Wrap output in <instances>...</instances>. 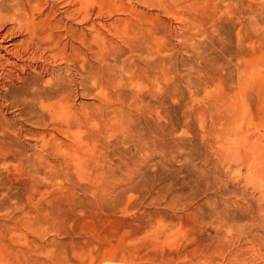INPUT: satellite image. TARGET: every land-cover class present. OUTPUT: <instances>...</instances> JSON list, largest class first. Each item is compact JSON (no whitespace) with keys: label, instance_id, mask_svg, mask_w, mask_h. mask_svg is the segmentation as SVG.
Segmentation results:
<instances>
[{"label":"rangeland","instance_id":"rangeland-1","mask_svg":"<svg viewBox=\"0 0 264 264\" xmlns=\"http://www.w3.org/2000/svg\"><path fill=\"white\" fill-rule=\"evenodd\" d=\"M48 1L67 64L0 81V264H264L261 2Z\"/></svg>","mask_w":264,"mask_h":264},{"label":"bare ground","instance_id":"bare-ground-1","mask_svg":"<svg viewBox=\"0 0 264 264\" xmlns=\"http://www.w3.org/2000/svg\"><path fill=\"white\" fill-rule=\"evenodd\" d=\"M51 1V0H50ZM59 1V3H66L64 0H55ZM66 1V0H65ZM96 0H70L66 5V10L64 15H66V19L68 21H74L77 19H83L82 21L86 22L84 19L87 18L88 14L91 12L89 11V5L91 2ZM126 1V0H125ZM131 1V0H130ZM166 3V10L163 12H167V14L172 15L175 17L178 13V9L184 7L186 9L195 8L194 3H202L208 0H163ZM240 4V8L236 10V14L239 16L245 15L244 6L246 2H261V6L259 8H255V13H259L261 16V23L264 24V0H236ZM162 0L160 1V3ZM189 2L191 4H189ZM44 0H0V81H3L4 84H14V83H21L25 84L34 77L40 78L43 76H48L52 80L55 77H58L60 70H54L56 64L58 65H65L67 64L66 54L63 56H59L55 54L58 50L61 43L57 41L58 36H60L61 32L57 31L58 29L62 28V23L56 20L52 21L53 16H55L53 5H50V2L46 3L48 6L44 8ZM150 3V2H149ZM114 4V3H113ZM147 4V3H146ZM159 4V3H158ZM210 4V3H207ZM213 4V3H212ZM252 4V3H251ZM256 4V3H255ZM259 4V3H258ZM64 6L65 4H61ZM198 5V4H197ZM211 5V4H210ZM209 5V6H210ZM225 5V4H224ZM145 6V5H144ZM196 6V5H195ZM200 6V5H199ZM205 6V5H204ZM203 6V7H204ZM235 6V5H234ZM65 7V6H64ZM121 7V6H120ZM202 7V8H203ZM222 7V6H221ZM250 7V6H248ZM61 8V7H60ZM105 8V7H104ZM119 8V7H118ZM161 8V7H160ZM198 8V7H197ZM206 8V7H205ZM208 8V5H207ZM216 8V4L215 7ZM227 8V7H226ZM246 8V7H245ZM58 9V8H57ZM201 9V8H199ZM210 9V8H209ZM228 9V8H227ZM249 9V8H248ZM61 10V9H60ZM59 10V11H60ZM131 10V9H130ZM163 10V9H162ZM196 10V8H195ZM198 10V9H197ZM203 10H205L203 8ZM212 10V9H211ZM218 10V9H217ZM229 10V9H228ZM250 10V9H249ZM56 11V10H55ZM194 11V10H193ZM214 11V10H212ZM211 11V12H212ZM216 11V10H215ZM226 11V10H225ZM198 12V11H197ZM206 12V11H205ZM227 12V11H226ZM251 11V13H254ZM96 13V12H95ZM200 13V12H199ZM58 14V13H57ZM62 14V13H61ZM97 14V13H96ZM94 14V15H96ZM129 14V13H128ZM182 14V13H180ZM201 14V13H200ZM208 14V12H207ZM221 14V13H220ZM223 15L226 13H222ZM228 14V13H227ZM60 15V14H59ZM102 14H100L101 16ZM132 15V14H131ZM224 15V16H225ZM229 15V14H228ZM256 16V14H253ZM61 16V15H60ZM99 16V15H98ZM103 16V15H102ZM101 16V18H102ZM208 16V15H207ZM126 17V16H125ZM171 18V16H169ZM209 17V16H208ZM95 18V17H94ZM93 18V21H94ZM241 18V17H240ZM247 18V17H245ZM55 19V18H54ZM70 19V20H69ZM90 19V18H89ZM88 19V20H89ZM99 19V18H98ZM96 19V20H98ZM125 19V18H124ZM190 19V18H188ZM248 19V18H247ZM95 20V21H96ZM112 20V19H111ZM118 20V19H117ZM175 20V19H174ZM179 20V18H178ZM250 22L251 20L248 19ZM65 21V20H64ZM72 21V22H73ZM79 21V20H78ZM77 21V22H78ZM90 21V20H89ZM162 21V20H161ZM192 21V20H190ZM195 21V20H194ZM206 21V20H205ZM215 21V19H214ZM255 21V19H253ZM252 21V22H253ZM88 22V21H87ZM86 22V23H87ZM98 22V21H97ZM123 22V20H122ZM211 22V21H210ZM238 22V21H237ZM80 24L81 21L79 22ZM111 23V22H110ZM121 23V22H119ZM178 23V22H177ZM181 23V22H180ZM179 23V25H180ZM185 23V22H183ZM192 23H194L192 21ZM239 23V22H238ZM249 23V22H248ZM254 23V22H253ZM65 25L66 30L68 33L73 36L77 33V30L73 28L72 24ZM123 24V23H122ZM188 24V23H187ZM190 24V23H189ZM99 25V24H98ZM97 25V26H98ZM144 25V24H143ZM87 28L91 31L97 30L96 24L94 22H88L86 25ZM101 26V25H100ZM107 26V25H106ZM187 26V25H186ZM192 26V24H191ZM200 26V24H199ZM64 27V26H63ZM82 27V26H81ZM99 27V26H98ZM123 27V25H122ZM172 27V26H171ZM189 26H187L188 28ZM193 27V26H192ZM202 27V26H201ZM257 27V26H256ZM103 28V27H102ZM106 28V27H105ZM114 28V27H113ZM182 28V27H181ZM190 28V27H189ZM188 28V29H189ZM197 28V27H196ZM195 28V29H196ZM260 28V27H259ZM258 28V29H259ZM83 29V28H82ZM87 29V30H88ZM128 29V28H127ZM132 29V28H131ZM198 29V28H197ZM65 30V29H64ZM85 30V29H84ZM261 30L260 34L262 39L264 40V30ZM135 31V29H134ZM81 32V31H80ZM136 32V31H135ZM140 32V31H139ZM177 32V31H176ZM201 32V31H200ZM82 33V32H81ZM85 33V32H83ZM82 33V34H83ZM88 33V32H87ZM91 33V32H90ZM100 33V32H99ZM110 33V32H109ZM144 33V32H143ZM67 34V33H66ZM81 34V35H82ZM197 34V33H196ZM69 36V35H68ZM67 36V37H68ZM86 36V35H85ZM88 36V34H87ZM113 36V35H111ZM115 36V35H114ZM184 36V35H183ZM187 36V35H186ZM65 37V38H67ZM76 37V36H75ZM188 37V36H187ZM189 38V37H188ZM68 39H70L68 37ZM93 39V38H92ZM187 40V38H186ZM63 41V40H62ZM61 41V42H62ZM83 42V39L80 40ZM73 42V41H72ZM70 40L68 43L63 44L66 45L64 49L69 47ZM76 43V42H75ZM84 43V42H83ZM85 44V43H84ZM92 44H94L92 42ZM90 44V45H92ZM96 45V44H95ZM98 45V44H97ZM264 47V42L262 45ZM97 47V46H96ZM87 48V47H86ZM99 49V48H98ZM63 51V49H62ZM65 53V52H64ZM74 53V52H73ZM87 53V52H86ZM97 53V52H96ZM70 55V54H68ZM78 55V54H77ZM92 55V54H91ZM96 55V54H95ZM94 54L92 56H95ZM91 56V57H92ZM62 57L61 60L58 61V58ZM80 58V56H79ZM98 58V57H97ZM69 59V58H68ZM82 59V58H81ZM80 59V60H81ZM96 59V58H95ZM100 60V59H99ZM77 61V60H76ZM82 61V60H81ZM97 61V60H96ZM70 62V61H69ZM79 62V61H78ZM77 63V62H76ZM97 62H95L96 64ZM99 63V62H98ZM86 64V63H85ZM83 64L81 67H83ZM69 65V64H68ZM72 67V66H71ZM80 67V68H81ZM54 68V69H52ZM67 67H64L66 69ZM70 68V67H69ZM79 68V69H80ZM78 69V70H79ZM83 69V68H82ZM84 72V70L82 71ZM65 73V72H64ZM85 73V72H84ZM76 74V73H75ZM61 75V74H60ZM83 77V76H82ZM87 77V76H86ZM44 78V77H43ZM70 78V77H69ZM80 78V77H79ZM45 79V78H44ZM81 79V78H80ZM48 80V79H47ZM62 80V79H61ZM44 81V80H43ZM42 81V82H43ZM49 81V80H48ZM65 81V80H64ZM95 81V80H94ZM50 82V81H49ZM48 82V83H49ZM80 82V81H77ZM97 82V81H95ZM84 83V82H83ZM81 84V83H80ZM79 84V85H80ZM17 85V84H16ZM42 86V85H41ZM28 87H30L28 85ZM48 87V86H47ZM74 87V86H73ZM96 87V86H95ZM82 88V87H81ZM84 89V88H83ZM96 88H94L95 90ZM34 90V89H33ZM34 92V91H33ZM70 95V94H69ZM33 96V95H32ZM57 97L56 94L49 95L48 99H53ZM66 98H64L65 100ZM62 100V99H60ZM63 100V101H64ZM16 101V100H15ZM67 101V100H66ZM68 102V101H67ZM66 102V103H67ZM54 103V102H53ZM52 103V104H53ZM63 104V102H62ZM65 104V103H64ZM51 105V104H50ZM68 106V104H67ZM67 106H58V104L51 105L50 109L55 113H68ZM69 107V106H68ZM47 108V107H46ZM44 110V108H43ZM70 110V109H69ZM74 110V109H73ZM72 110V111H73ZM80 110V109H79ZM77 111V110H76ZM74 111V112H76ZM44 112V111H43ZM51 112V111H50ZM47 113V112H46ZM70 114V113H69ZM79 115V114H78ZM55 116V115H53ZM77 120V119H76ZM66 121V120H65ZM63 122V121H62ZM61 124V123H60ZM71 124V123H70ZM67 128V127H66ZM71 129V128H70ZM57 130V128H56ZM63 133V132H62ZM65 134V133H64ZM68 134V133H67ZM67 138V137H66ZM65 138V139H66ZM62 148V147H61ZM54 151V150H53Z\"/></svg>","mask_w":264,"mask_h":264}]
</instances>
